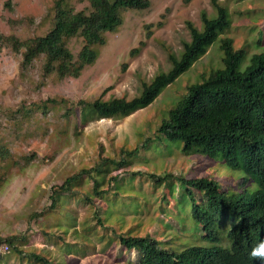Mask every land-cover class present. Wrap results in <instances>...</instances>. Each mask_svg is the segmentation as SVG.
Instances as JSON below:
<instances>
[{
  "label": "rangeland",
  "instance_id": "374dc122",
  "mask_svg": "<svg viewBox=\"0 0 264 264\" xmlns=\"http://www.w3.org/2000/svg\"><path fill=\"white\" fill-rule=\"evenodd\" d=\"M54 1L0 0V33L20 40L44 35L52 26ZM149 2L147 8L122 12V23L105 33V42L96 47L97 59L78 77L60 78L54 73L44 76L43 56L23 69L21 51L0 45V238L18 236L13 246L22 252L0 241L9 249L0 255V264H40L32 254L43 255L53 264H69L70 257V264H115L118 253L124 251L114 241L109 245V224L114 220L109 218L106 228H102L97 224L94 204L86 201L62 203L59 213L48 211V206L53 188L65 177L90 166L98 155H119L123 147L142 143L138 159L127 167L133 172L205 176L228 191L246 188L248 195L257 187L255 183H241L245 174L229 168L219 157L183 154L182 143L158 134L157 127L189 84L223 66L221 37L231 38L234 48L244 50L240 70L249 63L251 54L264 50V0H218L227 9L229 27L146 107L121 118L89 119L85 125L74 117L79 107L73 103L80 100L137 95L142 82L169 68L168 54L178 55L182 42L190 39L186 22L201 28L202 12L209 17L216 15L210 0ZM67 4L75 10L88 8L86 0H67ZM82 44L79 36L67 40L74 55ZM48 98L57 103H46V108H41ZM62 99L70 107L68 118L64 115L66 105L60 104ZM148 137L151 140L145 143ZM24 157H30V162L25 164ZM134 187L144 202L139 199V210L120 208L116 202L112 206L114 219L119 217L124 228L178 246L182 240L195 241L180 235L175 230L176 221L158 210V189L146 180ZM154 216L161 221L153 222ZM60 228L67 230L66 234L60 233ZM169 228L173 231L162 236ZM43 232L47 235L42 236ZM67 246L71 248L68 252ZM130 254L133 259L135 251Z\"/></svg>",
  "mask_w": 264,
  "mask_h": 264
},
{
  "label": "trees",
  "instance_id": "16d2710c",
  "mask_svg": "<svg viewBox=\"0 0 264 264\" xmlns=\"http://www.w3.org/2000/svg\"><path fill=\"white\" fill-rule=\"evenodd\" d=\"M86 1L87 10H75L68 6L67 0H55L51 7L52 26L44 35L20 40L0 33V45L21 51L23 69L43 56L44 76L54 73L60 78L78 77L97 59L96 47L105 42V33L122 23V12L144 9L150 4L149 0ZM210 1L216 15L209 17L202 12L201 28L186 22L190 39L182 42L178 55L168 54L170 66L166 71L157 73L149 82H142L140 91L131 98L97 97L90 102L73 103L79 107L76 120L85 125L89 119L121 118L149 105L229 27L226 7L218 0ZM159 25L157 22L156 26ZM74 36H79L83 43L76 55L67 47V40ZM220 49L223 66L210 70L199 82L189 84L186 93L167 110L157 132L168 140H179L183 154L221 158L229 168L245 174L241 183H255L257 187L248 195L246 188L228 191L210 177L127 170L138 159L142 143L120 148L116 156L98 155L93 164L80 168L53 188L48 211L59 213L61 204L71 200L94 204L98 225L106 228L108 219L114 220L109 224V245L114 241L124 251L118 253L115 264H262L259 259L249 258L248 252L264 239V50L251 54L249 63L240 70L244 50L234 48L232 39L226 36L220 38ZM133 52L135 49L130 51ZM60 101L67 107L64 115L68 118L70 107L66 100ZM46 103L54 104L57 100L48 98L41 108H46ZM149 140L146 138L145 143ZM2 154L6 158V149ZM30 160L24 157L25 164ZM144 180L159 190L158 210L176 221L175 230L180 235L195 241L182 240L178 246L151 234L138 235L136 230L124 228L119 217L114 219L115 202L120 208L139 210L142 197L134 186ZM153 219V222L161 221L155 216ZM187 224L191 225L190 229ZM172 231L169 228L162 236ZM65 232L60 228V233ZM44 235L47 234L43 232ZM16 237L8 236L0 241L22 254L13 246ZM70 249L65 247L67 252ZM32 256L40 264H53L43 255ZM72 259L68 258L69 264Z\"/></svg>",
  "mask_w": 264,
  "mask_h": 264
},
{
  "label": "clouds",
  "instance_id": "9594fccd",
  "mask_svg": "<svg viewBox=\"0 0 264 264\" xmlns=\"http://www.w3.org/2000/svg\"><path fill=\"white\" fill-rule=\"evenodd\" d=\"M251 259H259L264 264V239L256 243L248 252Z\"/></svg>",
  "mask_w": 264,
  "mask_h": 264
},
{
  "label": "built area",
  "instance_id": "2783aa9c",
  "mask_svg": "<svg viewBox=\"0 0 264 264\" xmlns=\"http://www.w3.org/2000/svg\"><path fill=\"white\" fill-rule=\"evenodd\" d=\"M8 246H7V244H0V255L2 254V253H6V252H8Z\"/></svg>",
  "mask_w": 264,
  "mask_h": 264
}]
</instances>
